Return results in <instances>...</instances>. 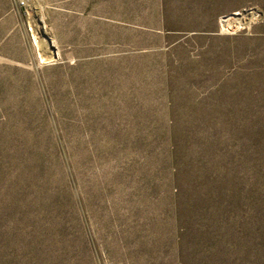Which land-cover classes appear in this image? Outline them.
Here are the masks:
<instances>
[{
	"label": "rangeland",
	"instance_id": "374dc122",
	"mask_svg": "<svg viewBox=\"0 0 264 264\" xmlns=\"http://www.w3.org/2000/svg\"><path fill=\"white\" fill-rule=\"evenodd\" d=\"M21 1L0 264H264V0Z\"/></svg>",
	"mask_w": 264,
	"mask_h": 264
},
{
	"label": "bare ground",
	"instance_id": "6f19581e",
	"mask_svg": "<svg viewBox=\"0 0 264 264\" xmlns=\"http://www.w3.org/2000/svg\"><path fill=\"white\" fill-rule=\"evenodd\" d=\"M239 13L238 12H236V13H234V15H238ZM239 18V17H238ZM237 19V18H236ZM231 19H230V21L228 22V25H227V28L231 25ZM237 26V25H236ZM49 44H50V46H54V43H52V42H49ZM54 51V53L56 54L57 52L55 51V50H53ZM41 58H43V57H41Z\"/></svg>",
	"mask_w": 264,
	"mask_h": 264
},
{
	"label": "built area",
	"instance_id": "2783aa9c",
	"mask_svg": "<svg viewBox=\"0 0 264 264\" xmlns=\"http://www.w3.org/2000/svg\"><path fill=\"white\" fill-rule=\"evenodd\" d=\"M21 4H22V5H25V4H26V1H25V0H22V1H21Z\"/></svg>",
	"mask_w": 264,
	"mask_h": 264
}]
</instances>
